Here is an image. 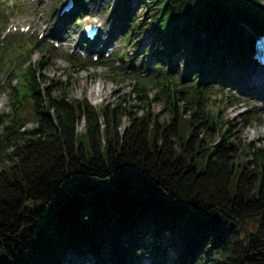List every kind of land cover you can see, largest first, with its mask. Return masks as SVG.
Returning <instances> with one entry per match:
<instances>
[{
    "label": "trees",
    "instance_id": "trees-1",
    "mask_svg": "<svg viewBox=\"0 0 264 264\" xmlns=\"http://www.w3.org/2000/svg\"><path fill=\"white\" fill-rule=\"evenodd\" d=\"M131 1L117 0L115 10L129 13ZM262 1L144 0V18L129 16L124 34L137 50L154 32L142 56L164 59L149 78L110 59L61 56L37 36L0 39V93L10 107L0 113V264H69L68 252L74 264L91 255L103 264L149 256L154 264H264V145L239 139L252 115L230 123L225 100L215 101L218 112L211 100L217 84L244 91L241 74L257 65L250 57L264 33ZM103 66L111 77L135 79L143 115L71 98L76 75ZM151 89L164 95L167 121L146 104ZM257 90L252 96L264 97ZM172 248L178 254L169 263Z\"/></svg>",
    "mask_w": 264,
    "mask_h": 264
},
{
    "label": "rangeland",
    "instance_id": "rangeland-1",
    "mask_svg": "<svg viewBox=\"0 0 264 264\" xmlns=\"http://www.w3.org/2000/svg\"><path fill=\"white\" fill-rule=\"evenodd\" d=\"M0 3V12L3 11L4 18L0 23V37L5 36L8 33H13L10 28V23L14 22L15 24H22L27 26H32L28 34H32L34 29L37 31L44 32V37L48 40L52 37H57L60 39L59 48L60 53H71L74 50L77 51L78 46L96 48L99 51L100 55H104L106 47H100L97 44H87L83 41L81 37V27L80 24L82 21L89 19L88 15H92L94 18L99 16L103 23V32L101 33V40L108 38L110 40L109 45L113 46L114 53L111 58H114L117 66L120 64L126 69L128 74L140 75L141 77L149 78L159 73L156 63L157 59L162 57H148L142 56V53L147 49L149 44L156 40L153 31H148L145 33L141 39V44L137 50L134 49V46L124 45L123 40L125 39L124 31L126 28L127 20L129 16H141V20L144 18L146 8L140 6L143 5L144 0H132L130 2L128 13L127 10L122 9L118 11L116 8L117 0H86L83 3L85 13H87V18L85 20H77L70 24H64V20H57L58 16L64 8V4L60 3L59 0H1ZM18 1V2H17ZM77 4H80L81 0H76ZM264 3V0L262 1ZM129 5V4H128ZM56 8V10L54 9ZM53 9L55 11H53ZM126 11V12H125ZM2 19V18H1ZM95 46V47H94ZM79 48V47H78ZM1 51H5L4 48L0 46ZM104 50V51H103ZM120 51L119 54L127 55L129 57L127 60H122L119 55H116V52ZM115 56V57H114ZM183 54H178L174 57L175 63L179 66L180 73L185 75L187 72L186 61L183 57ZM18 57V54H11V58L15 59ZM39 55L35 56L38 58ZM119 57V58H118ZM67 62L64 59H59L58 66L64 68L67 66ZM263 68V67H262ZM13 70L10 68L5 74L1 76V85L7 84L9 77ZM54 69H48L50 76L56 75V77H62V71L60 73ZM110 71L108 67H97L89 68L85 71H82L80 74L76 75L78 82L73 89L71 90L72 99H82L87 97L90 102L98 109L109 106L111 109H119L120 105H126L128 109H132L131 106H134L135 115L141 116L145 112V108L139 107V91L134 89L135 79L131 76H122V77H111L109 75ZM258 74V73H254ZM254 74L251 71V68L246 69V71L241 74L244 76V80L240 83V89H244L243 93H236L234 89L229 84H218L214 92L211 95V100L213 101L214 109L217 111V104L221 99L225 100L223 107L224 109V118L230 123L236 122L237 120H243L242 115L248 114L252 115L255 119L252 124L241 126H236L237 131L240 136L242 143H254L258 145H264V97L253 98L246 95H250L251 91L253 93L254 89L258 88V94L264 96V93L261 92V88L264 87V79L256 80ZM6 82V83H5ZM229 86V87H226ZM253 86V87H250ZM225 87V88H223ZM102 89V93L97 94L98 90ZM148 100L146 101L150 110L159 115L160 121H167L169 116V111L165 107L163 101L164 95L158 94V91L151 89L148 91ZM232 92V93H231ZM231 93V94H229ZM158 96V100L156 99ZM8 95L5 93H0V113L8 112L10 107L8 105ZM215 101L217 104L215 105ZM180 107L183 108L185 105V98L180 99L177 103ZM218 112V111H217ZM246 117V115H245ZM130 123L129 115L126 114L123 118V124L121 130L125 129ZM237 125V123H236ZM35 124H30L28 128H32ZM81 132L85 131V122L81 123L78 129ZM170 238V233H166V239ZM178 251L175 248H172L167 253L166 261L173 263L176 260ZM92 259L87 261L86 264H103L99 256L91 255ZM73 260V261H71ZM70 261V263L68 262ZM65 262L69 264L75 263V257L70 252L65 255ZM139 264H154L152 257H147L142 259Z\"/></svg>",
    "mask_w": 264,
    "mask_h": 264
},
{
    "label": "bare ground",
    "instance_id": "bare-ground-1",
    "mask_svg": "<svg viewBox=\"0 0 264 264\" xmlns=\"http://www.w3.org/2000/svg\"><path fill=\"white\" fill-rule=\"evenodd\" d=\"M256 80L260 81L264 79V73H259V74H254ZM264 81V80H263ZM102 93V89H99L97 94H101Z\"/></svg>",
    "mask_w": 264,
    "mask_h": 264
}]
</instances>
